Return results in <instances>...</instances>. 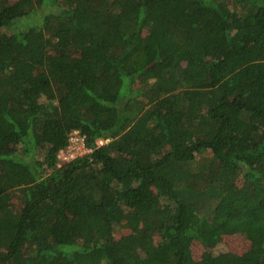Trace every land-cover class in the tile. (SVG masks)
<instances>
[{
    "label": "trees",
    "instance_id": "obj_1",
    "mask_svg": "<svg viewBox=\"0 0 264 264\" xmlns=\"http://www.w3.org/2000/svg\"><path fill=\"white\" fill-rule=\"evenodd\" d=\"M0 264H264V0H0Z\"/></svg>",
    "mask_w": 264,
    "mask_h": 264
},
{
    "label": "rangeland",
    "instance_id": "obj_2",
    "mask_svg": "<svg viewBox=\"0 0 264 264\" xmlns=\"http://www.w3.org/2000/svg\"><path fill=\"white\" fill-rule=\"evenodd\" d=\"M247 247H248L247 240L242 235L237 234V235L227 236L223 243H219L215 247L214 251L216 252V251L226 249V248H231V249H235L238 251H243ZM192 248H193V254L195 256L205 255L209 252V249H210V248L209 249L205 248L203 246V244L199 241L198 242L195 241L192 245ZM152 251H153L152 249H149V247L145 246V248L143 250H140V253L141 254H147V253H150ZM210 251H212V249H210Z\"/></svg>",
    "mask_w": 264,
    "mask_h": 264
},
{
    "label": "built area",
    "instance_id": "obj_3",
    "mask_svg": "<svg viewBox=\"0 0 264 264\" xmlns=\"http://www.w3.org/2000/svg\"><path fill=\"white\" fill-rule=\"evenodd\" d=\"M90 151L91 147L86 145L83 134L80 133L79 129H73L69 132L67 143L59 150L58 155L62 160H68Z\"/></svg>",
    "mask_w": 264,
    "mask_h": 264
}]
</instances>
